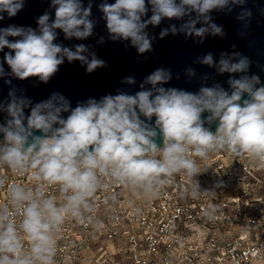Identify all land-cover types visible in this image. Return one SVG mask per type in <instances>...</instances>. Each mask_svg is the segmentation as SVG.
Wrapping results in <instances>:
<instances>
[{
  "label": "clouds",
  "instance_id": "9594fccd",
  "mask_svg": "<svg viewBox=\"0 0 264 264\" xmlns=\"http://www.w3.org/2000/svg\"><path fill=\"white\" fill-rule=\"evenodd\" d=\"M230 3L243 0H148L152 15L147 19H142L148 12L146 0L105 2L99 10L110 39L130 41L143 54L152 50L145 29L158 26L165 18L188 17L179 28L162 29L160 38L169 32H182L201 41L207 34L223 35L210 13L229 8ZM23 4L24 0H0V13L13 17ZM51 6L54 20L46 12L38 18L35 30L17 26L0 29V51L10 50L4 61L11 75L20 80L38 77L47 83L65 58L70 63L80 61L88 73L105 67V61L84 44L73 50L54 43L57 29L65 39L85 40L93 34L91 4L84 7L81 0H51ZM3 18L0 15V20ZM198 23L202 26L197 27ZM8 37L19 39L10 41ZM99 42L103 43V38ZM199 62L216 68L219 74H230V91L220 84L202 86L196 93L165 88L172 79L171 71L158 68L135 94L89 98L75 108L60 93L34 106L27 98L9 93L8 119L0 124V168L26 177L31 187L0 175V188L6 189L7 197L0 204V264H55L56 237L65 222L102 229L103 221L95 216L97 195L114 186L155 199L177 175L195 179L201 173L198 161L221 151L247 156L264 169V85L256 75L232 76L247 73L250 61L238 53H222L216 62L209 53ZM188 74L195 72L188 69ZM125 82L134 84L135 80L128 77ZM30 106V114L25 116L24 110ZM63 113L69 114L65 118ZM204 113L208 115L203 117ZM153 117L154 125L148 123ZM213 123L214 132L205 126ZM158 137L162 146L156 142ZM50 188L58 190L60 200L49 194ZM201 191L196 181L185 194L197 198ZM109 198L116 200L114 194ZM216 212L212 206L203 214L213 220Z\"/></svg>",
  "mask_w": 264,
  "mask_h": 264
},
{
  "label": "built area",
  "instance_id": "2783aa9c",
  "mask_svg": "<svg viewBox=\"0 0 264 264\" xmlns=\"http://www.w3.org/2000/svg\"><path fill=\"white\" fill-rule=\"evenodd\" d=\"M198 163L195 179L177 175L155 199L115 186L99 193L95 216L104 227L67 220L55 264H264V169L226 151ZM0 175L31 187L6 168ZM195 180L202 191L191 198L185 193ZM48 191L61 199L56 188ZM6 199L0 188V204ZM212 206L209 220L203 213Z\"/></svg>",
  "mask_w": 264,
  "mask_h": 264
},
{
  "label": "water",
  "instance_id": "95a60500",
  "mask_svg": "<svg viewBox=\"0 0 264 264\" xmlns=\"http://www.w3.org/2000/svg\"><path fill=\"white\" fill-rule=\"evenodd\" d=\"M114 3L115 0H81L84 7L91 4L90 19L94 22L93 34L85 40L75 38L65 39L61 30L57 29V39L54 43L73 48L78 44L89 47L97 58L105 61L106 66L96 69L92 73L86 71L80 61L68 62L59 66L58 71L47 83L41 82L38 77H30L20 80L11 75V69L4 61L8 48L0 51V65L3 66L5 75L0 76V124L8 119L6 105L9 102V93L13 92L17 97H25L36 103L47 100L53 93H60L70 101L71 108H75L79 102H85L89 98L99 100L105 95H115L118 92L135 94L140 90L144 79L158 68L171 71L172 79L165 85V88H177L188 92L196 93L202 86H213L220 84L226 91H230L227 81L230 74H219L214 67L201 64L200 58L211 53L214 61L218 62L222 53H238L247 57L250 61L247 73L232 74L234 78L241 75H256L261 85H264V0H243V3L231 4L224 10H213L210 15L212 22L222 27L223 35L207 34L201 38L186 36L182 32L160 38L162 29H168L171 25L179 28L188 17L183 20L167 18L163 19L158 26L149 25L145 31L152 39V50L139 54L130 41L116 40L109 37L106 28V20L99 10L102 3ZM178 2V0H177ZM148 12L142 19L152 15L151 5L146 0ZM48 13L54 20L55 9L51 6V0H24L23 8L13 17L6 12L0 13L4 18L0 20V29L9 26L31 27L37 29L38 18ZM250 12V15L242 13ZM193 17L195 13L192 14ZM200 23L197 27H201ZM103 38V43L100 39ZM10 41L19 37H8ZM14 54V53H13ZM188 69H193L195 75L190 76ZM132 77L134 84H127L126 78ZM6 81H10L7 83ZM260 85H258L259 87ZM145 85V88H150ZM244 98H247L246 95ZM24 110L25 116L30 114V108ZM69 113H63L66 118ZM208 113H204L206 117ZM141 119H145L141 116ZM26 123V121H25ZM148 123H155V117ZM210 130H216V123L205 124ZM37 135L40 133L37 132ZM2 134H0V139ZM157 144L162 146V140L158 137Z\"/></svg>",
  "mask_w": 264,
  "mask_h": 264
}]
</instances>
